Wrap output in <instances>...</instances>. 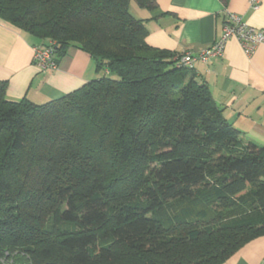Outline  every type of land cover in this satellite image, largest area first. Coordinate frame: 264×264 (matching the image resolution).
<instances>
[{"label":"trees","instance_id":"trees-1","mask_svg":"<svg viewBox=\"0 0 264 264\" xmlns=\"http://www.w3.org/2000/svg\"><path fill=\"white\" fill-rule=\"evenodd\" d=\"M131 1L0 0V19L105 75L56 99L0 80V264H223L264 235V144ZM117 75L118 78L111 76Z\"/></svg>","mask_w":264,"mask_h":264},{"label":"crops","instance_id":"crops-1","mask_svg":"<svg viewBox=\"0 0 264 264\" xmlns=\"http://www.w3.org/2000/svg\"><path fill=\"white\" fill-rule=\"evenodd\" d=\"M130 10L146 20L147 43L174 57L211 46L223 32L225 11L264 29V0L256 9L249 0H157L154 10L131 1ZM37 44L36 38L0 19V80L8 83L9 99L26 97L43 103L99 77L95 60L77 47L59 58L58 69H40L34 62ZM193 72L200 83L208 85L224 116L242 131L244 139L264 144V44L248 56L240 42L231 38L222 57L197 61ZM223 264H264V235L246 243Z\"/></svg>","mask_w":264,"mask_h":264},{"label":"built area","instance_id":"built-area-1","mask_svg":"<svg viewBox=\"0 0 264 264\" xmlns=\"http://www.w3.org/2000/svg\"><path fill=\"white\" fill-rule=\"evenodd\" d=\"M251 8H258L261 0H249ZM236 38L244 52L250 56L259 44H264V29H258L247 24L242 16L231 11H225L223 32L214 43L199 53L187 50L177 57L178 65L188 69H194L197 61L208 62L213 58L224 55L225 46L228 40ZM34 62L42 70H55L59 68L56 57L55 41L47 45H34Z\"/></svg>","mask_w":264,"mask_h":264},{"label":"rangeland","instance_id":"rangeland-1","mask_svg":"<svg viewBox=\"0 0 264 264\" xmlns=\"http://www.w3.org/2000/svg\"><path fill=\"white\" fill-rule=\"evenodd\" d=\"M105 75V73L104 72H100V75H98L99 77H97V78H100V77H102V76H104ZM111 77H113V78H118V76L117 75H114V76H111ZM2 264H7V262H5V261H2Z\"/></svg>","mask_w":264,"mask_h":264}]
</instances>
